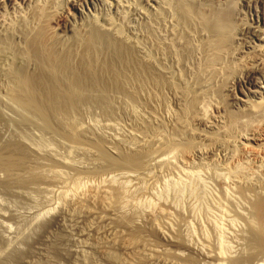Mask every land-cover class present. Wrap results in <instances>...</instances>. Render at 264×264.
Returning a JSON list of instances; mask_svg holds the SVG:
<instances>
[{
  "label": "bare ground",
  "instance_id": "bare-ground-1",
  "mask_svg": "<svg viewBox=\"0 0 264 264\" xmlns=\"http://www.w3.org/2000/svg\"><path fill=\"white\" fill-rule=\"evenodd\" d=\"M89 1L0 0V192L58 200L26 248L0 233V264H264V0ZM217 150L227 242L197 192L157 194Z\"/></svg>",
  "mask_w": 264,
  "mask_h": 264
},
{
  "label": "rangeland",
  "instance_id": "rangeland-1",
  "mask_svg": "<svg viewBox=\"0 0 264 264\" xmlns=\"http://www.w3.org/2000/svg\"><path fill=\"white\" fill-rule=\"evenodd\" d=\"M115 1H119V2H121L122 3V8L125 6V5H127V7L126 8H131L132 6H134V4L133 3H137V0H115ZM112 2H114V0H90L88 3H86V4H84L83 6H82V8H81V10H82V13H83V15L84 16H88V17H90V16H92V15H97V16H99V17H102V16H104V15H106V14H110L111 16H114V14H115V11L113 10V8H111V4H112ZM139 2H140V0H139ZM139 2L137 3L138 4V9L140 10V11H147L148 10V8H149V5L151 6L152 4L150 3L149 5L148 4H145V3H143V5L141 6L140 4H141V2H140V4H139ZM120 3V4H121ZM128 3V4H127ZM132 3V4H131ZM20 4V3H19ZM125 4V5H124ZM129 4H131L130 6H129ZM137 4L135 5V6H137ZM109 5V6H108ZM124 5V6H123ZM22 5H20V7H21ZM139 6H141V7H139ZM144 6V7H143ZM249 5L248 4H244V5H242L241 7H244L243 9L241 8V13H243V16L246 18V20H248V22H250V23H252L253 22V19H254V17H253V14H252V11H251V8H250V6L248 7ZM17 8H19V6L17 7ZM111 8V9H110ZM125 8V7H124ZM142 8V9H141ZM108 9V10H107ZM146 9V10H145ZM112 10V11H111ZM129 10H131V9H129ZM249 10V11H248ZM3 11V12H2ZM13 11V12H12ZM114 11V12H113ZM243 11V12H242ZM6 12V13H5ZM16 13V11L14 10V8L12 7V6H10V7H8L6 10H1L0 11V20H2V19H10L11 18V16L13 15V13ZM113 12V13H112ZM247 12V13H246ZM14 13V14H15ZM132 13V12H131ZM131 13L129 12L128 14H130V17L131 18H129V19H131L130 21L132 22L133 21V23L134 24H136V23H139V21L141 20L140 19V15L138 16V14H136L135 15V13H133L134 14V16L133 15H131ZM103 14V15H102ZM102 15V16H101ZM137 16V17H136ZM7 17V18H6ZM138 17H139V20H138ZM137 19V20H136ZM132 23V24H133ZM246 36H250V37H247V39H250L251 40V43L253 44V42L252 41H254L255 42V38H252V36L251 35H246ZM246 36H245V38H246ZM253 39V40H252ZM260 80H263V78H260ZM90 118L93 120V121H95V119H96V123L97 124H100V126L101 125H103L104 123H99V122H103V120L101 121L100 119H98V117L97 118H94V116H90L88 119H89V123H91L90 121H92V120H90ZM88 119H87V121H88ZM98 119V120H97ZM102 119V118H101ZM93 123V122H92ZM48 144V143H47ZM46 144V150L47 149H49L50 148V146H53V144L52 145H47ZM55 145V144H54ZM47 146H49V148L47 147ZM55 147V150H58V152L60 151V150H63V149H61V147L59 146H57L56 147V145L55 146H53V148ZM57 148V149H56ZM64 151V150H63ZM61 153V156H62V151H60ZM222 152V153H221ZM220 152V150H217V151H215V155H216V157H214V158H210V157H206V156H203V157H200V158H198V159H196L195 160V162H193V163H191V164H184V166L181 164L180 165V170L178 169V173L176 172L175 173V175L172 177V175H168V174H165V175H163V178H162V180L160 181V185L158 186V188L160 189V191L159 192H157V194L159 193V194H161V195H164V193L166 194V193H171L172 195H174V192H176L175 193V195L174 196H179V194H180V196L182 195H184V197H186V198H188V197H190V196H192V195H189V194H192V193H194V192H197L198 193V195L200 194V196H197V193H196V197L197 198H195V197H193V199H197V200H199V201H201V203H202V199L204 200L203 202L204 203H202V205L204 204V205H207L206 206V208H211V209H206L207 211L209 210L210 211V213H211V215L213 216V217H211V215L209 214V212H206V211H204L203 209V212H201L200 214H202V215H200L198 212H200V211H196V209H195V212L197 213V215L199 214V216H201V218H200V220H201V222H202V225L200 224V223H198L199 221H198V217L199 216H197L196 214H195V216H197V219H196V222H195V219L194 220H192V225L194 224L196 227L197 226H199V227H201V226H203V224L204 225H207L208 226V224H209V222L206 220V218H204L205 217V215H203V214H206V213H208L207 214V216L208 215H210L209 217H211V220H213V223H214V225H215V223H216V225L218 224V225H220L219 227L220 228H217L218 226H216V228H217V231L216 232H214V231H212L211 229H210V231H212V234L211 235H213L212 237L214 238V237H216L217 238V236H219L218 238H220V239H222V240H225V242H227L229 239H231V238H229V237H232L231 235H229L231 232H229L230 231V227H228L229 225H228V222H229V220L232 218V213L230 214L231 216V218L229 217V215H227V214H229L228 212L230 211V210H228V209H230L229 207H226V209L224 210L223 208H225L224 207V205H226V203H227V201H226V197H225V199H224V197H223V195H220L221 193H222V191L220 190V187L217 185V183L215 182V180L214 179H210V178H214V174L215 173H220V172H222V171H220L221 170V168H222V166L224 165V164H226L227 163V161H229V158H228V156H227V153L226 152H224V151H221ZM226 153V154H224V153ZM66 153V152H65ZM217 153V154H216ZM219 154V155H218ZM63 155L64 156H66V154H64L63 153ZM227 156V157H226ZM224 157H226V158H224ZM213 159V160H212ZM220 159H221V161H220ZM224 160V161H223ZM214 162V163H213ZM216 162H217V165H216ZM220 162V163H219ZM223 162V163H222ZM225 162V163H224ZM196 163V164H195ZM222 163V164H221ZM219 164V165H218ZM206 165V166H205ZM203 166V167H202ZM205 166V167H204ZM202 167V168H201ZM218 169H217V168ZM219 167H221V168H219ZM205 169V170H204ZM208 169V170H207ZM209 169L211 170V171H209ZM215 169V170H214ZM199 170V171H198ZM219 170V171H218ZM202 171V172H201ZM209 171V172H208ZM214 171V172H213ZM189 172V173H188ZM195 172V173H194ZM205 172V173H204ZM184 173V174H183ZM208 173H210V174H208ZM188 174V175H187ZM203 174H204V176H203ZM208 176H207V175ZM211 174H213V176L211 175ZM181 175V176H180ZM193 175V176H192ZM199 175V176H198ZM211 175V176H210ZM170 176V177H169ZM165 177H167L166 179H165ZM177 177V178H176ZM179 177V178H178ZM193 177V178H192ZM196 177V178H195ZM205 177V179H203ZM208 177V178H207ZM172 178V179H171ZM184 180H183V179ZM199 178V179H198ZM201 178V179H200ZM207 178V179H206ZM164 179H165V181H164ZM185 179H186V181H185ZM192 179V180H191ZM166 180H168L167 182H166ZM172 180V181H171ZM174 180V181H173ZM201 181V183H200V181ZM209 180H210V182H209ZM213 180V181H212ZM164 181V182H163ZM170 181V182H169ZM182 181V182H181ZM188 181V185L187 184H185L186 182ZM197 181V182H196ZM208 181V182H207ZM161 182H163V183H161ZM171 182H173V183H171ZM175 182V183H174ZM199 182V183H198ZM214 182V183H213ZM171 183V184H170ZM196 183V184H195ZM213 183V184H212ZM216 183V184H215ZM167 185V184H169V186H170V188L169 187H167L166 185L165 186H163V185ZM184 184H185V187H184ZM190 184V185H189ZM198 184V185H197ZM206 184V185H205ZM208 184V185H207ZM175 185V186H174ZM177 185V186H176ZM179 185V186H178ZM215 185V186H214ZM183 186V187H182ZM211 186V187H210ZM163 187H165V188H163ZM202 187V188H201ZM166 188L167 189H170V191H163V189L164 190H166ZM188 188V189H187ZM198 188V190L196 191V189ZM219 188V189H218ZM189 189H191V190H189ZM193 189H195V190H193ZM172 190V191H171ZM173 190H174V192H173ZM208 190V191H207ZM218 190H220L221 192H219ZM157 191H158V189H157ZM163 191V193H160V192H162ZM192 191V192H191ZM43 192V191H42ZM42 192H40L39 194L37 193V196L38 197H40V198H38L36 195H34L33 194V197L35 198V199H37V200H35L34 198H32L31 196H30V194H29V197H27V198H29L28 200L27 199H25L24 201H25V203H24V201L22 200V199H17V198H14V197H12V198H10V196H8L7 197V195L5 196L4 194H2L1 192H0V225H1V227L2 228H0V230L2 229V230H4V231H0V233L3 235V236H5V238H7L6 239V241H10V240H12L11 241V244L13 243V241L15 242V243H13V245L15 244L16 246H17V244H19V247H21L22 249L25 247L26 248V244L25 243H22V245H20L21 244V242L20 243H18L19 242V240H21L22 238H23V235L25 236V234L27 233H29L28 235H32V232H34V229H37V226H39L38 225V223H43L42 221H49L50 219H52L54 216H55V214H56V212H57V210H54L55 208L53 207V205L55 204V203H57V202H55V201H58L57 200V198H55V195H51L50 194V192L48 193V195H47V191H46V194H42L41 195V193ZM178 192H181V193H179L178 195H176ZM183 192V193H182ZM184 192H185V194H184ZM191 192V193H190ZM201 192H202V194H201ZM216 192V193H215ZM44 193V192H43ZM186 193H188V194H186ZM203 193L205 194V195H203ZM218 193V196L216 195ZM36 194V193H35ZM50 194V195H49ZM158 194V195H159ZM170 195V194H169ZM168 195V196H169ZM186 195V196H185ZM189 195V196H188ZM194 195V194H193ZM210 195V196H209ZM179 196V197H180ZM203 196H204V198H203ZM207 196V197H206ZM37 197V198H36ZM46 197V198H45ZM49 197V198H48ZM53 198V200H52V198ZM170 197V196H169ZM191 197V198H192ZM218 197H219V199H218ZM221 197H223V201H225V204H224V202L222 201V198ZM155 198V197H154ZM170 198H173V197H170ZM207 198V199H206ZM11 199H12V201H11ZM45 201H44V200ZM56 199V200H55ZM174 199V198H173ZM176 199V198H175ZM210 199V200H209ZM9 200V201H8ZM29 200H30V203H29ZM40 200H43V202L42 201H40ZM49 200V201H48ZM208 200V201H207ZM216 200V201H215ZM218 200V201H217ZM221 200V201H220ZM2 201H6L5 203L3 202L2 203ZM31 201H33V202H31ZM48 201V202H47ZM51 201V202H50ZM54 201V202H53ZM199 201H197V202H199ZM217 202V203H215V202ZM8 202V203H7ZM19 202H21V203H19ZM36 204H35V203ZM38 202V203H37ZM40 202V203H39ZM46 202V203H45ZM196 202V203H197ZM221 202H223L222 204H221ZM11 203V204H10ZM50 203V204H49ZM201 203L199 204L201 207H203L202 205H201ZM209 203V204H208ZM5 204V205H4ZM22 204V205H21ZM24 204V205H23ZM38 204V205H37ZM48 204V205H47ZM53 204V205H52ZM217 204V205H216ZM220 204H221V206H220ZM32 205V206H31ZM43 205H45V206H43ZM56 205V204H55ZM54 205V206H55ZM198 204H197V206H199ZM212 205V206H211ZM219 205V206H218ZM7 206V207H6ZM10 206V207H9ZM15 206V207H14ZM17 206V207H16ZM38 206V207H37ZM47 206H48V210H47ZM57 206V205H56ZM55 206V207H56ZM200 206H199V209L201 210V208H200ZM215 206V207H214ZM219 208H217V207ZM223 206V208H220V207H222ZM226 206H229V205H226ZM44 207H46V209L44 208ZM28 208V209H27ZM34 208V209H33ZM50 208H51V211L53 212H50L49 210H50ZM197 208V207H196ZM204 208V207H203ZM38 209V210H37ZM40 209H42V210H40ZM220 209H221V211H220ZM223 209V210H222ZM7 210V211H6ZM32 210V211H31ZM40 210V211H39ZM44 210H47V212L46 211H44ZM201 210V211H202ZM215 210V211H214ZM44 211V212H43ZM55 211V212H54ZM224 211V212H223ZM38 214H37V213ZM206 212V213H205ZM214 212H215V214L217 215V213H219L217 216L214 214ZM222 212L223 213H225L226 214V212H227V214L225 215V214H223V215H221L222 214ZM4 215H2V214ZM50 213H52V215H50ZM14 214V215H13ZM45 214V215H44ZM9 215V216H8ZM24 215V216H23ZM29 215V216H28ZM31 215H32V217H31ZM39 216L40 217V220H39V217H36V216ZM48 216V218H47V216ZM54 215V216H53ZM13 216V217H12ZM224 216V217H223ZM14 217H17V218H14ZM19 217V218H18ZM22 217V218H21ZM24 217V218H23ZM51 217V218H50ZM215 217V218H214ZM223 217V219H221ZM226 217V218H225ZM6 218H9V219H6ZM14 220H13V219ZM25 218H27V219H25ZM33 218H35V219H33ZM37 218H38V221H37ZM47 218V219H46ZM195 218V217H194ZM213 218V219H212ZM228 218V219H227ZM15 219H17V220H15ZM207 219H208V217H207ZM7 220V221H6ZM18 220H19V223H18ZM26 220V221H25ZM34 220L36 221V222H38L36 225H35V223L33 224V222H34ZM208 220H210V218L208 219ZM223 220V221H222ZM5 221V222H4ZM10 221V222H9ZM16 221V222H15ZM21 221V222H20ZM30 221V222H29ZM33 221V222H32ZM40 221V222H39ZM225 221V222H224ZM196 224H195V223ZM205 222H207L208 224H205ZM222 222V223H221ZM9 223V224H8ZM29 223L31 224V226H29ZM225 223V224H224ZM11 224V225H10ZM23 224V225H22ZM17 225V226H16ZM22 225V226H21ZM26 225V226H25ZM27 225H28V227H27ZM193 225V226H194ZM10 226V227H9ZM12 226V227H11ZM34 226V227H33ZM194 226V227H195ZM5 227V228H4ZM16 227V228H15ZM24 227V228H23ZM33 227V228H32ZM36 227V228H35ZM198 227V228H199ZM204 227V229L206 230V229H209L210 227L208 226V228H206V226H203ZM202 227V228H203ZM224 227V228H223ZM226 227V228H225ZM22 228V229H21ZM27 230H26V229ZM31 228V229H30ZM197 228V231H199V229ZM228 228V229H227ZM11 229H13V230H11ZM196 229V228H195ZM220 229H222V230H220ZM26 230V231H25ZM31 230H33L32 232H31ZM6 231H7V233H6ZM10 231V232H9ZM36 231V230H35ZM207 231H209V230H207ZM206 231V232H207ZM209 231V232H210ZM224 231V232H223ZM9 232V233H8ZM19 232H21V233H19ZM23 232V233H22ZM25 232V233H24ZM214 232V233H213ZM219 232V233H218ZM222 232V233H221ZM227 232H229V233H227ZM6 233V234H5ZM35 234H37L36 232H34ZM33 233V236L35 235ZM211 233V232H210ZM9 234V235H8ZM18 234H21V236L19 235V237H17L18 236ZM23 234V235H22ZM26 234V235H27ZM214 234H216V235H214ZM219 234V235H218ZM224 235L223 237H225V238H223L222 237V235ZM226 234H227V237H226ZM15 236V237H14ZM8 238H10V240H8ZM18 238H20V239H18ZM215 238V239H216ZM228 240H227V239ZM16 240H18V241H16ZM9 244V243H8ZM1 248H2V246L0 247V250H1Z\"/></svg>",
  "mask_w": 264,
  "mask_h": 264
}]
</instances>
